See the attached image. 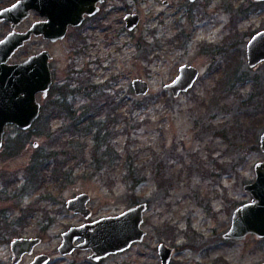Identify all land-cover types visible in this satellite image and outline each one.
<instances>
[{"label": "rangeland", "instance_id": "rangeland-1", "mask_svg": "<svg viewBox=\"0 0 264 264\" xmlns=\"http://www.w3.org/2000/svg\"><path fill=\"white\" fill-rule=\"evenodd\" d=\"M128 12L140 14L134 30L125 25ZM93 22L69 30L55 43L30 41L10 61L45 46L53 55L54 84L80 69H88L98 82L108 80L127 110L129 132L118 136L119 152L135 156V163L146 168V179L133 188L131 179L125 180L123 161L103 169L117 175L93 176L94 165L86 157L65 167L66 178L57 177L51 163L45 180L40 178L43 185L23 192L32 159L49 145L41 133L48 125L42 121L24 132L8 126L0 150V191L10 180L8 196L0 198V264H12L10 243L19 236H38L41 242L18 264H29L39 253L51 256L48 264H160V243L174 248L170 264L263 262L264 237L223 235L234 210L251 200L244 186L255 180V164L264 158V61L250 67L247 58L249 40L264 29V2L106 0L104 11L88 23ZM9 31L0 27V39ZM178 33L182 45L176 47ZM79 35L88 44L81 56L75 53ZM185 63L196 66L200 75L192 88L174 97L165 85ZM136 78L149 82L146 94L134 91ZM63 124L55 118L52 129ZM83 192L90 195L88 218L66 205ZM142 202L148 204L143 240L99 261L91 258V249L59 252L62 234L71 226Z\"/></svg>", "mask_w": 264, "mask_h": 264}, {"label": "water", "instance_id": "water-1", "mask_svg": "<svg viewBox=\"0 0 264 264\" xmlns=\"http://www.w3.org/2000/svg\"><path fill=\"white\" fill-rule=\"evenodd\" d=\"M99 1L103 0H20L0 11V20L7 18L19 21L26 17L32 8L48 17L46 21L35 23L27 31L13 30L0 40V150L4 146L8 125L16 124L21 130H28L33 126L41 108L37 93L43 92L46 97L53 83L49 64L52 57L50 51L44 50L18 63H10L9 59L33 35H43L52 41L63 40L70 27L80 26L86 15L97 13ZM139 21L138 13L130 12L125 16L126 27L129 30H133ZM247 58L250 67L264 61V29L255 33L249 40ZM199 74L196 66L182 64L177 76L167 83L165 88L177 97L193 87ZM132 86L136 94H146L150 89L149 82L142 78L134 79ZM260 148L264 152V132L260 137ZM255 175V180L244 186L252 199L235 209L231 226L223 235L225 239L242 240L249 234L264 237V158L255 164ZM89 201L90 195L83 192L69 199L66 205L74 213L88 218L92 215V209L88 206ZM147 208V202H142L120 214L71 226L62 234L59 252L68 255L76 249H91L93 251L91 258L99 261L111 253L123 251L132 243L143 240L147 234L142 227ZM80 238L84 240L78 242ZM40 242L41 238L38 236L15 237L10 243L12 264L20 263L23 256L32 253ZM173 251V247L160 243L158 247L160 264H170ZM50 259L49 254L40 253L30 264H48ZM259 264H264V261Z\"/></svg>", "mask_w": 264, "mask_h": 264}, {"label": "trees", "instance_id": "trees-1", "mask_svg": "<svg viewBox=\"0 0 264 264\" xmlns=\"http://www.w3.org/2000/svg\"><path fill=\"white\" fill-rule=\"evenodd\" d=\"M180 35L181 33H178L174 36V41L178 43L176 47L182 45ZM86 40L87 37L79 35V41L75 47L77 55L81 56L85 53V47L88 45ZM136 44L140 46L141 42L137 41ZM73 72L64 82L52 85L48 97L49 103L42 111V115L44 112L47 116L42 118L41 115L36 121V123L44 121V124L48 125L41 133H45L49 145L32 159L29 166L28 183L24 185L22 191L41 187L43 182L40 178L45 180L43 173L52 169L51 163L56 165L55 175L66 178L65 167L72 165L76 160L83 158L85 160L86 157L92 161L89 166L94 165L95 172L91 175L101 177L117 175V173L103 169L118 167L115 164L123 161L127 169L124 175L125 180L130 181L131 179L132 187L137 188L146 179V168L139 167V164L135 163L137 158L130 155L129 151L123 157L116 142L118 136L128 137V124L124 120L127 117V110H123L122 103L108 80L98 82L88 69ZM55 118H62L64 124L67 125L63 124L62 127L53 130ZM21 131L24 132V130ZM128 141L130 138L126 139V142ZM9 181L5 179L6 185L0 191V198L8 196L5 193L10 186ZM5 220H7L6 217ZM4 239L8 242L11 240L9 237Z\"/></svg>", "mask_w": 264, "mask_h": 264}, {"label": "flooded vegetation", "instance_id": "flooded-vegetation-1", "mask_svg": "<svg viewBox=\"0 0 264 264\" xmlns=\"http://www.w3.org/2000/svg\"><path fill=\"white\" fill-rule=\"evenodd\" d=\"M18 1H20V0H0V11L1 10H3V9H5V8H7V7H9V6H12L13 4H15V3H17ZM192 1V0H191ZM196 1V0H195ZM105 2H106V0H103V1H99L98 3H97V5L99 6V10L97 11V13H95L94 15H86V17H85V19H84V21H83V23L80 25V26H75V27H70L69 28V30H72V29H80V28H83V27H85L86 25H88V27H91L92 25H95L94 24V22L92 23V24H90V23H88L89 21H91V20H95L96 18H97V16L98 15H100L101 14V12H102V10L104 11V9H105ZM128 13H130V12H128ZM140 15V14H139ZM126 16V15H125ZM48 19V17H46V16H43V15H41L40 14V12L38 11V10H36V9H34V8H32V9H30L29 10V13H28V15L26 16V17H24V18H22V19H20L19 21H12V20H9V19H7V18H4V19H1L0 20V27H5V28H8L10 31L9 32H11V31H13V30H16V31H21V32H23V31H27V30H29L35 23H37V22H40V21H46ZM124 20H125V17H124ZM140 22V21H139ZM97 23H99V22H96V25H97ZM139 24V23H138ZM125 25H126V22H125ZM138 26V25H137ZM136 26V27H137ZM135 27V28H136ZM134 28V29H135ZM133 29V30H134ZM8 32V33H9ZM7 33V34H8ZM6 34V35H7ZM5 35V36H6ZM4 36V37H5ZM175 36V35H174ZM3 37V38H4ZM3 38H1V39H3ZM0 39V40H1ZM174 39V38H173ZM36 40H43V41H46V42H50V43H55V42H57V41H52L51 39H48V38H45L43 35H33L32 36V38L28 41V42H26L25 43V45L26 44H28L30 41H36ZM58 41H60V40H58ZM21 48H23V46L21 47ZM19 50V49H18ZM17 50V51H18ZM44 50H48V51H50V49L49 48H47V47H42L41 49H39V50H37L36 52H34V53H32V54H30V55H28L27 57H25V58H23V59H19V60H14V61H10L11 59H12V57L14 56H12L10 59H9V62L10 63H18V62H21V61H24L25 59H27L28 57H30V56H32V55H34V54H36V53H39V52H42V51H44ZM16 51V52H17ZM15 52V53H16ZM14 53V54H15ZM50 53H51V55H52V52L50 51ZM52 59H53V55H52V57H51V59L49 60V64H50V69H51V71H52V75H53V82H54V71H53V69H52V64H51V61H52ZM54 83H52V85H53ZM52 85H51V87H52ZM50 90H51V88H50ZM50 90H49V92H48V97H49V93H50ZM187 92V91H186ZM46 96V97H47ZM44 95H43V92H39V93H37V98H38V100L40 101V103H41V108H40V114H39V117H38V119L41 117V115H42V111H43V108H44V105H45V103H44V98H46ZM48 97L46 98L47 100H46V104L47 103H49V100H48ZM37 119V120H38ZM36 120V121H37ZM36 123V122H35ZM34 123V124H35ZM33 124V125H34ZM8 126H17L16 124H10V125H8ZM251 199H252V196H251ZM235 211V210H234ZM234 213V212H233ZM232 217H233V214H232V216H231V221H232ZM20 237V236H19ZM22 237V236H21ZM26 237V236H25ZM12 251V250H11ZM40 254V253H39ZM38 255V254H37ZM36 255V256H37ZM35 256V257H36ZM24 257V256H23ZM34 257V258H35ZM12 258H13V254H12ZM23 259V258H22ZM30 264V263H29Z\"/></svg>", "mask_w": 264, "mask_h": 264}]
</instances>
